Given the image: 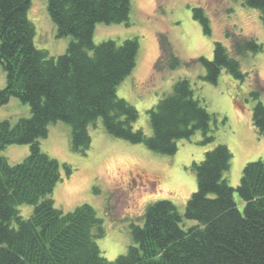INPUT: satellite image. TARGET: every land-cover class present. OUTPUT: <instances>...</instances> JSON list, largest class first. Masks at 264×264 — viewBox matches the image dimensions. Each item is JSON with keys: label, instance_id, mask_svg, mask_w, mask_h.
I'll return each mask as SVG.
<instances>
[{"label": "trees", "instance_id": "trees-1", "mask_svg": "<svg viewBox=\"0 0 264 264\" xmlns=\"http://www.w3.org/2000/svg\"><path fill=\"white\" fill-rule=\"evenodd\" d=\"M244 3L259 9L264 25V0ZM30 4L31 0H0V65L6 76L0 105L14 96L30 109L28 117L15 123L0 119V151L9 144L29 149L17 163L0 155V264H264V159L247 162L233 188L224 177L231 152L221 143L206 151L201 161L192 162L196 189L183 214L167 199L148 204L142 224L130 225L132 244L112 261L101 255L97 239L104 229L90 204L70 211L55 207L50 194L61 179V164L39 143L49 124L68 123L70 146L78 153L88 150V127L101 118L110 135L171 155L177 151V140L197 130L201 143L211 142L212 114L194 98L189 81L180 78L147 110L152 134L133 128L138 112L117 96L116 87L135 66L138 41L92 40L97 23L128 24L130 0H47L56 37H73L66 51L56 56L34 45ZM194 9L204 32L210 33L204 11ZM235 46L238 54L262 48L251 37L235 41ZM192 62L204 67L202 78L211 83L217 82L222 69L239 81L245 77L220 41H214L212 58L199 56ZM178 65L179 59L172 57L170 66ZM260 92L250 91L255 98L251 120L264 134ZM62 167L69 176L71 167ZM20 204L34 206L29 217L19 214ZM182 217L197 223L184 229Z\"/></svg>", "mask_w": 264, "mask_h": 264}, {"label": "rangeland", "instance_id": "rangeland-1", "mask_svg": "<svg viewBox=\"0 0 264 264\" xmlns=\"http://www.w3.org/2000/svg\"><path fill=\"white\" fill-rule=\"evenodd\" d=\"M194 7H201L209 21L205 33L195 18ZM28 17L35 27L34 45L50 55H60L73 39L71 35L56 37V27L47 12V0H31ZM257 8L244 0H130L128 24L97 23L92 40L122 43L136 38L138 50L135 66L117 85L116 94L135 107L138 117L134 129L152 134L147 110L167 95L173 83L185 78L194 98L212 114L210 133L213 140L201 143L202 133L196 131L188 139L177 140V151L166 155L150 150L143 143H131L105 131L101 118L90 124L91 143L85 154L70 146L71 126L57 121L48 126L47 136L39 139L40 148L61 164V179L50 197L55 207L70 211L82 203L90 204L101 218L104 234L97 239L101 255L114 260L132 244L130 225L142 224L148 204L170 200L183 214L187 199L196 189L192 162L203 159L204 153L221 143L231 152L230 166L224 177L235 188L247 162L264 159V134L251 120L255 98L250 91L259 89L264 103V25ZM253 38L262 44L258 51L238 54L235 41ZM214 41L226 47L235 58L243 81L224 69L216 83L202 78L204 67L192 62L199 56L212 58ZM172 57L179 65L171 67ZM192 62V63H191ZM6 83L0 65V88ZM30 115L29 105L11 96L0 105V119L15 123ZM29 152L25 144H9L0 151L11 163L23 160ZM72 169L69 176L62 164ZM234 200L242 211L243 204L235 191ZM32 204L18 205L23 218L31 215ZM197 221L182 217L186 229ZM14 226L15 223L12 222Z\"/></svg>", "mask_w": 264, "mask_h": 264}]
</instances>
